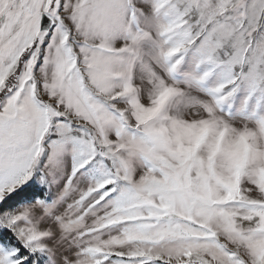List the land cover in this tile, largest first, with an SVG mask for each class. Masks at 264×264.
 <instances>
[{
    "label": "snow or ice",
    "instance_id": "obj_1",
    "mask_svg": "<svg viewBox=\"0 0 264 264\" xmlns=\"http://www.w3.org/2000/svg\"><path fill=\"white\" fill-rule=\"evenodd\" d=\"M0 264H264V0H0Z\"/></svg>",
    "mask_w": 264,
    "mask_h": 264
}]
</instances>
